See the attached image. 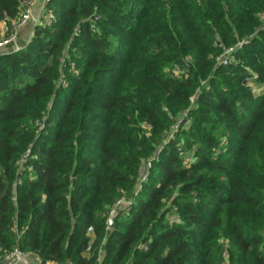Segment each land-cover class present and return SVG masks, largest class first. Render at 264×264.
<instances>
[{
    "label": "trees",
    "instance_id": "16d2710c",
    "mask_svg": "<svg viewBox=\"0 0 264 264\" xmlns=\"http://www.w3.org/2000/svg\"><path fill=\"white\" fill-rule=\"evenodd\" d=\"M47 8L0 55V261L264 264V0Z\"/></svg>",
    "mask_w": 264,
    "mask_h": 264
},
{
    "label": "built area",
    "instance_id": "2783aa9c",
    "mask_svg": "<svg viewBox=\"0 0 264 264\" xmlns=\"http://www.w3.org/2000/svg\"><path fill=\"white\" fill-rule=\"evenodd\" d=\"M42 5V14L39 17H36L35 14V6L38 0H24L22 3V10L19 18L15 20L11 27L2 24V32L3 35L0 34V55L7 54L13 51H19L24 47H20L18 43V35L24 30L29 24L35 23V27L38 25L41 26H51L53 24V15L50 11H48V4L51 0H43ZM98 18H96V21ZM1 25V26H2ZM93 33L97 32V27L95 25L92 26ZM233 49H229L226 51V55H229ZM224 65H229V58L224 59ZM173 138V135L170 136V139ZM30 152H26L22 162H26ZM152 167L151 163H148L146 166L147 169ZM149 173L146 172L142 175L141 185L138 190L134 193V197H137L139 192L142 190V183L148 180ZM134 197L130 198H122L119 200L110 210L109 212V224L111 220L118 219L124 212L131 211L134 205ZM169 221L171 224L177 221V217L175 215L169 216ZM88 233L91 235L93 233V229L90 228ZM0 264H72L70 261L60 262V261H49L44 262L43 259L35 254L27 253L22 251L19 248L13 249L10 253H8L1 261Z\"/></svg>",
    "mask_w": 264,
    "mask_h": 264
},
{
    "label": "crops",
    "instance_id": "0c3cea01",
    "mask_svg": "<svg viewBox=\"0 0 264 264\" xmlns=\"http://www.w3.org/2000/svg\"><path fill=\"white\" fill-rule=\"evenodd\" d=\"M43 2H44L43 0H38L35 6V14L37 18L39 17V15L42 14L41 10H42ZM2 28L3 25L0 26L1 36L3 35ZM34 29H35V23H31L24 30L21 31V33L18 35V43L20 47H25L27 44H29V42L33 38Z\"/></svg>",
    "mask_w": 264,
    "mask_h": 264
},
{
    "label": "rangeland",
    "instance_id": "374dc122",
    "mask_svg": "<svg viewBox=\"0 0 264 264\" xmlns=\"http://www.w3.org/2000/svg\"><path fill=\"white\" fill-rule=\"evenodd\" d=\"M254 86V92L256 93H263L264 92V86H260V85H253Z\"/></svg>",
    "mask_w": 264,
    "mask_h": 264
},
{
    "label": "water",
    "instance_id": "95a60500",
    "mask_svg": "<svg viewBox=\"0 0 264 264\" xmlns=\"http://www.w3.org/2000/svg\"><path fill=\"white\" fill-rule=\"evenodd\" d=\"M142 179V176L139 177V181H141ZM114 226V220H111L110 221V227H113Z\"/></svg>",
    "mask_w": 264,
    "mask_h": 264
}]
</instances>
